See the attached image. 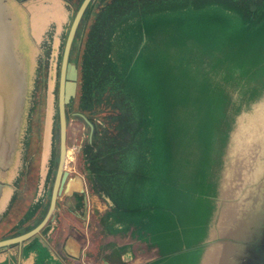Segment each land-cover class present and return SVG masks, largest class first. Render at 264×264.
Masks as SVG:
<instances>
[{"label":"water","instance_id":"1","mask_svg":"<svg viewBox=\"0 0 264 264\" xmlns=\"http://www.w3.org/2000/svg\"><path fill=\"white\" fill-rule=\"evenodd\" d=\"M93 1L83 0L77 9L62 53L57 112L59 161L48 211L44 218L29 230H25V227L21 225L17 226L15 231L6 228L5 225L0 226V264H54V262L74 264L82 256L87 258L83 248L72 238L65 240L62 251L59 253L52 249L43 233H45L46 227L53 226L51 223L55 221V209L60 195L71 197L78 194L88 197V184L91 189L86 177L79 174L68 177L69 173L65 168L68 153L67 109L78 96L81 77L78 62L72 59V48L83 17ZM9 18L7 0H0V161L4 162H7L14 153L16 132L22 122L27 90V74L18 59ZM205 22V45L204 48H201L200 59L192 57L182 69L186 67L184 70H188L192 74L191 76L188 73L183 82L185 85L191 86L190 96L195 91V82L204 78L209 90L207 94L214 97L213 93H215L221 99L226 95L229 101L228 109H225V103L220 109L216 107L215 114L216 116L220 115L219 121H221L219 130H214V139L210 138L211 140L207 141L204 147V149H208V157H205L207 169L205 193L209 205L207 227H205L204 234L199 231L192 242L182 240V243H178L175 247L169 244L171 233L174 232L173 227L164 234L159 236L156 234L155 238L143 229L141 232L140 230L136 231V234H139L137 239L140 244H144L148 249H156V259L146 264H160L166 261H171V264L176 262L183 264L182 261L184 264H203L206 255L212 250L217 251L213 264H264V139L259 145H254L248 155L240 154V150L235 152L232 140L233 133L240 119L243 118L241 117L242 113L264 96V32H262L264 27L259 29L261 32L257 31L259 35L256 39L259 41H256V45L246 46L240 41L233 43L232 51H235L234 48L237 47L236 54L226 72L233 71L235 73L236 69L238 78L236 75V79L230 80L227 77L224 79L222 76L226 65L223 63L219 65L218 62L221 59L222 46L208 42V39L214 35L210 32L216 29L219 31L221 27L213 26L208 19ZM190 38L192 39V36ZM193 40L195 39L193 38ZM213 40L222 42L223 34L215 33ZM190 41L188 40L189 47ZM192 50H194V43L190 47V51L194 52ZM187 51V48L183 49L181 60ZM234 63L236 65H233ZM219 86L222 88L221 92ZM231 88L240 91L236 102L230 94ZM262 111H264V105L259 106L255 113L244 118L247 120ZM208 112L203 111L202 115H208L213 110H208ZM200 114L201 112L194 108L190 119ZM77 115L89 125L91 139L94 130L93 124L84 114L79 112ZM210 115H214V113ZM196 125L197 122L194 127ZM202 156L201 153L198 155L199 165L202 163ZM198 180H201V177H198ZM132 189H135L134 193L137 192V195H134V205L136 204L138 207L142 191L135 186ZM2 191L3 188L0 186V197ZM150 194H154L152 189L149 191ZM198 197H202L199 190ZM149 199L148 197L147 201ZM109 205L111 209L106 212L107 214L112 210L111 204ZM224 212H227V217L224 227H222ZM106 216L99 218V226L102 232L104 231L103 236L108 231L105 226ZM142 219H144V215ZM102 220L105 221L104 226ZM167 221L169 222L171 219L164 218V216L152 219V222L158 223L159 227H162ZM120 225L122 227L118 230L123 232L124 230L127 233L136 230L130 219L126 222L122 220ZM166 243L168 252L162 254L161 247L163 245V249H165ZM101 258L99 256V264H108L106 259L101 262Z\"/></svg>","mask_w":264,"mask_h":264},{"label":"rangeland","instance_id":"2","mask_svg":"<svg viewBox=\"0 0 264 264\" xmlns=\"http://www.w3.org/2000/svg\"><path fill=\"white\" fill-rule=\"evenodd\" d=\"M8 5L12 8L14 17L17 18L15 23L21 26L23 36L20 33L19 41H23L25 48H16V45L15 48L17 54L20 53L18 59L19 61L23 60V64L21 61L20 64L27 74L24 107L25 116H27L25 118V136L22 139L25 142H21L27 147V152L19 153V165L21 166L25 162L23 155H26L28 159H32L33 169H31L30 175L36 179L34 180L35 183L38 182V173L41 171L46 173L48 167H51V159L58 154L59 70L65 40L76 10L67 7L64 0H10ZM261 15L250 16L243 7L233 2V0H206L201 3L191 1L177 7L142 12L123 21L114 30L109 46L105 49V55L108 56L107 64L139 102L138 111L142 125L140 124L141 130L138 137L139 155L136 163L137 176L135 177L134 186L142 191L140 193L141 199H144V197L151 198L152 194L149 195V191L153 190V179H159L157 169L159 166L161 170L166 168L164 173L168 187L164 186L166 187L164 192L167 196L165 204L174 215L173 220L169 222L173 229L175 228L174 234L169 240L172 247H175L182 240L192 242L194 236L199 231L204 234L205 227H207L209 205L205 193L207 187L205 183L207 170L205 157H208V149H203L205 143L198 140L199 135H197L194 128L196 120L193 118L187 127L188 141L180 145L176 139L179 138V135L174 134L175 141L171 144L170 152L167 150L164 161L160 160L161 141L157 134L158 127L164 128L161 131L164 140L165 129L174 127L173 122L175 119L174 115L171 114V108L162 107L165 105V101L174 98V94L172 93L170 96L167 91L170 84L168 83L169 77H166V74L171 72L175 76L180 70L178 67H181L187 57L190 56L189 53L186 58L181 60L183 50L181 51L180 46H176L178 42H175L180 39L175 36L168 37L169 35L166 34L184 35L186 32L184 33L183 26L188 24L190 18L192 19L189 27H192L195 22H204L208 19L215 25L219 21L221 24L236 25L238 28H243L264 22V16ZM84 37L83 34V37L79 39L81 45L79 50L72 54V59L78 62L79 68ZM152 37L154 39L162 37L159 38L161 42L151 41ZM144 39L149 43L151 41L159 53H161L160 46L164 42L172 43L170 49L174 50L172 57L165 60L158 54H152L147 61L143 60L140 63L138 47ZM180 42L181 45H184L186 40L184 39V43L182 40ZM22 51L24 54H22ZM146 52L148 51H144V53ZM21 57H24V59H20ZM179 64L181 65L179 66ZM142 70L144 73H141ZM152 86L156 89L155 100L160 101L161 106L156 112L157 115H155V107L153 109ZM231 89L230 94L236 102L240 91ZM263 105L264 96L250 105L248 109H245L241 117L247 118L255 113L259 106ZM102 108L104 106L100 107V109ZM67 110L68 153L66 169L71 171L73 175L79 174L86 177L82 149L90 137V129L86 121L76 114L81 113L78 96ZM180 115H192V109L181 108L179 109ZM261 117H263L262 112L250 117V125L254 126L260 123L259 119ZM200 127H204V125L202 124ZM242 129H244V126L241 127ZM200 138L202 137L200 136ZM201 152H205V155L202 156V163L199 165L198 155ZM198 177H201V180H198ZM89 188L88 184L87 190ZM31 190L30 197L26 194L28 191L22 192L27 196H25L24 202L19 204L20 212L27 205L26 202L30 201L32 192H34L33 188ZM198 190L202 194L200 198L198 197ZM23 204L24 207H22ZM18 214V212L15 213L12 222L13 224L17 223L19 226L16 222L18 221ZM98 219L99 213L94 210L91 215L90 235L92 241L94 240L96 244L103 241L104 237V231L102 232ZM177 226L182 230L183 236L179 235V239L175 236V232H179ZM137 249L139 250V248ZM100 255L101 251L89 253V260L97 263ZM182 263L184 264L183 261ZM160 264H171V261ZM173 264H178V262Z\"/></svg>","mask_w":264,"mask_h":264},{"label":"trees","instance_id":"3","mask_svg":"<svg viewBox=\"0 0 264 264\" xmlns=\"http://www.w3.org/2000/svg\"><path fill=\"white\" fill-rule=\"evenodd\" d=\"M82 1L83 0H64L67 7L76 11ZM191 1L201 3L206 0H94L83 17L72 48V54L79 50L81 46L79 39L83 37L84 34L83 53L80 62L81 77L78 105L81 113H83L94 126L92 138H88L82 149L86 178L95 194L101 199L111 202L112 210L106 214L107 216L114 213L117 223H120L122 220L126 222L130 219V221H133L136 231L140 230L141 232L143 229L149 232L154 238L157 237V235L164 234L172 226L171 223L167 221L162 227H159L158 223L152 222V219L164 216V218L173 220L174 216L165 204L167 196L165 195L164 188L168 187L164 173L166 168L161 170L159 166L157 169L159 179H153L154 194L149 201H147L148 197H144V199L140 198L138 207L136 204L134 205L135 196H132L131 189L134 187L135 177L137 176L136 163L139 155L138 137L142 125L139 116L140 113L138 111L139 102L138 99L128 91L113 69L107 64L108 56L106 57L105 55V49L109 46V41L114 30L123 21L142 12L164 9L167 7H177ZM233 2L243 7L250 16H260L261 14V16H264V0H233ZM191 19L192 18L188 20L186 26H183L184 33L186 32L184 35L166 34L169 35L168 37L175 36L180 39L176 41L180 46H178L180 50L184 48L188 49L187 53L182 56V59L186 58L189 53L190 56L187 57L181 67H178L180 70L175 76L172 75L171 72L166 74V77H169L168 83L170 84L167 91L170 96L173 93L174 98L165 101V105L162 107L171 108V114L174 115L175 119L173 122L174 127L165 129L164 140L161 135V131L164 128L158 127L157 134L161 141L159 157L162 162L166 158V151L168 150L170 152L171 144L175 141L174 134L179 135V138L176 139L180 145L188 141L187 127L191 120L190 115L179 116V109L197 108V110L201 112L199 116L194 117L195 120H198L194 128L196 129L197 135H199L198 140L206 144L207 141L214 139V130H219L218 127L221 123V121H219L220 115L216 116L215 114L216 107L220 109L224 103L225 109H228L229 106L228 97L226 95L221 99L219 95L215 93H213L215 95L214 97L207 94L209 90L207 84L204 82V78L195 82V91L192 93V96H190L191 86H187L183 83L185 80L184 77H186L188 73L192 76L191 72L184 70L186 67L182 69L183 66H186V62L192 57H196L197 60H199L201 48H204L205 45V20L204 22H195L192 27H189ZM212 25L221 27V29L219 31H217V29L213 30L210 33L214 35L215 33L223 34L222 42L214 41V35L208 39V42L217 43L218 46H222V51H220L222 52L221 59L218 60L219 65L220 63L226 65V70L222 73V76L224 79L225 77L230 80L236 79V75L238 78L236 69L234 70L235 73L233 71L226 72L228 66L232 64L236 54L237 47L234 48L235 51H232V45L238 41L244 43L246 46L256 45V41H259L256 39L259 35L257 31L264 27V22L255 26L243 28H238L236 25L221 24L219 21L217 25L213 23ZM259 32H261V30H259ZM262 32H264V28ZM191 36L192 39L190 38ZM159 38L162 37H157L156 39L152 37L151 41L161 42L158 40ZM193 38L195 40H193ZM184 39L186 40L185 43ZM181 40L184 45H181ZM188 40H191L190 47L192 43H194V50H192L194 52L190 51ZM171 45L172 43L164 42V44L160 46L161 53H159L156 48V50H153L155 45H148V47L140 53V63H142L143 60L147 61V59H149L148 57L152 56V54H158L162 59L168 60V57H172V50H170L172 48ZM144 51H148L149 53H144ZM233 65H236V63ZM141 73H144L143 70ZM147 82L149 83L148 80ZM152 89L153 109L155 107L154 111L155 115H157L156 112L161 106L159 104L160 101L157 102V100H155L156 89L153 86ZM221 89L220 87V92ZM102 106H104V108L100 109ZM207 109L213 110L210 114L214 113V115H202L203 111L209 113ZM202 124L204 127H200ZM212 126H214L213 138L211 136ZM200 136L202 138H200ZM201 154L204 155L205 152H201ZM146 195L147 193L145 196ZM143 215L144 219H142ZM104 222L105 221L102 220L103 226ZM177 228L179 232H175V236L179 239V235L183 237L182 230H180L178 226ZM173 234L174 232L171 233V237ZM180 243H182V241ZM165 246V249H163V245L161 247L162 254L168 252V244L166 243Z\"/></svg>","mask_w":264,"mask_h":264},{"label":"flooded vegetation","instance_id":"4","mask_svg":"<svg viewBox=\"0 0 264 264\" xmlns=\"http://www.w3.org/2000/svg\"><path fill=\"white\" fill-rule=\"evenodd\" d=\"M8 0V4H9ZM9 6V12H10V22L12 26V31L14 33L15 38V45L16 48L22 47L24 49L23 41H19L20 33L22 32L20 24H16L15 20H17L16 17H14L13 10ZM17 22V21H16ZM22 35V33H21ZM23 36V35H22ZM152 40V38H151ZM159 40V39H158ZM146 42L145 39L141 43V45L138 47V53L142 52V50H145L148 45H153L150 41ZM155 47H153V50ZM156 50V49H155ZM26 52V51H25ZM20 55V53L18 52ZM22 54L23 51H22ZM20 59H24V57H21ZM23 64V60H20ZM78 114V113H76ZM27 116V115H26ZM25 109L22 117V122L20 125L19 130L16 132V141H15V149L13 155L10 157V159L7 162L0 161V186H2L3 191L2 195L0 197V226L5 225L6 228H9L10 230L14 231L17 229V223L13 224L12 220L14 218V215L16 212H18V224L25 227V230H29L33 226L37 225L45 216V214L48 211L52 191L56 179L57 169H58V161H59V149L58 154L54 156L51 159V167H48L47 172L41 171L38 173L37 181L34 183L35 178L31 177V172L33 169V161L32 159H28L26 155H23V158L25 162L20 166L19 165V153L21 152H27V147L23 145L21 142L23 137L25 136ZM247 123V120L245 118L241 121H239V124L236 128V130H241V127ZM68 143V142H67ZM68 148V144H67ZM23 153V154H24ZM26 159H28L26 161ZM49 163V162H48ZM20 166V169H19ZM25 166V168H24ZM48 166V165H47ZM66 169V168H65ZM69 175L68 177L74 176L71 171L67 170ZM31 199L29 202H26L27 205L25 206L23 204L22 207H24L23 210H19V204L21 202H24L25 196L29 195L32 191ZM27 195H25L22 192H26ZM17 206V207H16ZM61 210V211H60ZM89 210V198L85 197L84 195H78L74 194L71 197H63V195H60V197L57 200V205L55 209V221L52 222L53 226L55 225L53 236L58 238V228L61 229V216L63 212L66 219L74 218V220H77V222H83L86 216L88 215ZM56 222V223H55ZM51 227H46L44 229L43 234H47V232L50 230ZM13 232V231H12ZM53 249V248H52ZM53 250L57 252H61V248L57 249L54 248ZM54 264H59L58 262H54Z\"/></svg>","mask_w":264,"mask_h":264},{"label":"crops","instance_id":"5","mask_svg":"<svg viewBox=\"0 0 264 264\" xmlns=\"http://www.w3.org/2000/svg\"><path fill=\"white\" fill-rule=\"evenodd\" d=\"M133 190L135 189H131L132 196L137 195V192L134 193L135 191ZM88 198V215L82 223H78L74 218L66 219L63 212L60 213L62 214L60 218L62 227L61 229L58 228V238L53 236V227H51L45 235L48 243L53 249L61 248L62 251V245L65 240L67 238H72L83 248L84 253L87 254V259H90L89 253L91 254L95 251H101L100 256L102 258L100 261L102 262L103 259H106L108 264H146L156 259V249H148L144 244H140L137 239L139 234H136V230L128 233L125 230L124 232L118 230L122 225L116 222L114 213L106 217L105 226L108 231L104 233L103 241L98 244H96L94 240L92 241L90 235L91 215L94 213V210H96V212L99 213V218L105 216L107 214L106 212L111 209L109 205L111 202L101 199L98 195L94 194L90 188L88 190ZM137 248H139V250ZM104 255H107V257H104Z\"/></svg>","mask_w":264,"mask_h":264},{"label":"bare ground","instance_id":"6","mask_svg":"<svg viewBox=\"0 0 264 264\" xmlns=\"http://www.w3.org/2000/svg\"><path fill=\"white\" fill-rule=\"evenodd\" d=\"M262 116L264 117V111H262ZM263 117H261L259 120L260 123H257L256 125H250L249 118L247 119V125H243L244 129L242 130H235L232 136V140L235 146V152L237 150H240V154L244 153V155H248L249 150L254 145H259L261 140L264 139V125H263ZM244 118H241L242 121ZM227 217V212H224V219L221 223V226L224 227L225 218ZM226 225V224H225ZM217 251L212 250L211 252H208L204 259L203 264H213V259L216 256Z\"/></svg>","mask_w":264,"mask_h":264},{"label":"built area","instance_id":"7","mask_svg":"<svg viewBox=\"0 0 264 264\" xmlns=\"http://www.w3.org/2000/svg\"><path fill=\"white\" fill-rule=\"evenodd\" d=\"M74 264H99V263L92 262L86 257L82 256L79 260L75 261Z\"/></svg>","mask_w":264,"mask_h":264}]
</instances>
